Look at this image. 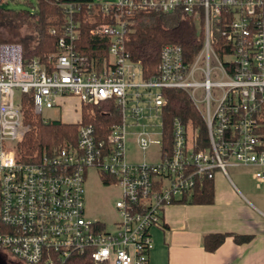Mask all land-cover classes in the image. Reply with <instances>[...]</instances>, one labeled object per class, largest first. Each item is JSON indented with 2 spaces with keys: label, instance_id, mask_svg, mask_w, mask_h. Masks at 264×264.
<instances>
[{
  "label": "built area",
  "instance_id": "built-area-1",
  "mask_svg": "<svg viewBox=\"0 0 264 264\" xmlns=\"http://www.w3.org/2000/svg\"><path fill=\"white\" fill-rule=\"evenodd\" d=\"M61 33L49 61L25 59L20 43H0V251L26 264H149L150 230L163 225L167 205L181 201L205 178L243 167L264 181V0L63 1ZM180 11L200 21L203 41L187 60L176 43L161 46L157 73L144 78L127 42L140 12ZM82 23L98 38L96 56L78 52ZM51 35L56 28L49 29ZM105 44V45H104ZM187 94L199 125L178 117L164 142V92ZM43 122L44 109L77 98L83 106H112L117 120L98 134L93 123L23 160L17 147L31 130L22 95ZM93 114V109H91ZM129 143L158 147L156 160L132 161ZM156 159V158H155ZM114 178L120 188L117 219L107 230L85 216L87 170Z\"/></svg>",
  "mask_w": 264,
  "mask_h": 264
},
{
  "label": "trees",
  "instance_id": "trees-1",
  "mask_svg": "<svg viewBox=\"0 0 264 264\" xmlns=\"http://www.w3.org/2000/svg\"><path fill=\"white\" fill-rule=\"evenodd\" d=\"M72 0H36L30 8H8L0 6V29L10 31V39L0 43H20L25 59L39 58L48 62L49 56L56 51V42L61 33L62 15L58 2ZM87 2L90 0H73ZM133 31L127 42V50L132 59L139 61L144 78H149L157 73L161 46L165 43H176L183 49L187 60H191L199 51L203 41V30L200 21L184 20L180 11L171 13L159 11L140 12L132 17ZM56 28V34L51 35L49 29ZM24 34L20 33L22 29ZM90 25L82 23L81 35L77 42L78 52L96 56L105 53L99 50V39L89 34ZM105 45V44H104ZM168 103L163 109L164 142L170 139V122L173 117L181 121L199 125L201 134L204 135V126L197 110L194 108L187 94L178 89H168L164 92ZM25 121L30 124L31 130L22 142L18 144L19 154L23 160H29L39 155L44 149L57 145L64 140L75 142L77 126L81 122L93 123L101 136L107 133V126L117 120V109L112 106H83L79 118L74 122L49 120L43 122L38 115L33 113L31 99L27 94L22 95ZM93 109V114H91ZM104 184H113L114 178L100 176ZM214 194V177L205 178L187 198L183 196L181 202L211 203ZM227 234L212 233L203 236V247L208 252L215 251L225 240ZM251 235H235L236 243L249 241ZM68 264H91L86 256L74 255Z\"/></svg>",
  "mask_w": 264,
  "mask_h": 264
},
{
  "label": "crops",
  "instance_id": "crops-1",
  "mask_svg": "<svg viewBox=\"0 0 264 264\" xmlns=\"http://www.w3.org/2000/svg\"><path fill=\"white\" fill-rule=\"evenodd\" d=\"M72 98L63 99L60 107ZM75 99L76 105L69 109L76 118L65 122L80 116V104ZM162 219V226L150 230L153 248L149 264H264V211L220 173L214 178L211 203L175 201L165 207ZM212 233L227 236L215 251L208 252L203 236ZM235 235L251 238L236 243Z\"/></svg>",
  "mask_w": 264,
  "mask_h": 264
},
{
  "label": "rangeland",
  "instance_id": "rangeland-1",
  "mask_svg": "<svg viewBox=\"0 0 264 264\" xmlns=\"http://www.w3.org/2000/svg\"><path fill=\"white\" fill-rule=\"evenodd\" d=\"M25 2L36 5V0H0V6L2 5L14 9L30 8V5L25 4ZM9 32L10 31L0 29L1 38L3 40H9ZM25 32V28L20 31L22 34ZM73 105H76V99H67L63 107L44 109L41 116L51 120H74L76 117L69 109L72 108L71 106ZM17 152L19 154L18 147ZM127 156L132 161H149L151 159L157 161L158 147L152 146L148 151L143 153L139 151L134 144L129 143ZM228 174L233 185H235V187L257 208L264 211V181L256 180L252 176L251 170L243 167L228 168ZM119 198L120 188L116 184H104L95 169L90 168L87 170L84 182V208L85 216L88 219L98 220L105 225L107 230L112 229L113 223L117 219L115 203ZM0 252L2 253L0 256V264H26L15 259L6 251Z\"/></svg>",
  "mask_w": 264,
  "mask_h": 264
}]
</instances>
